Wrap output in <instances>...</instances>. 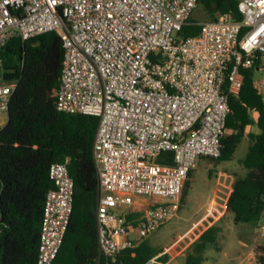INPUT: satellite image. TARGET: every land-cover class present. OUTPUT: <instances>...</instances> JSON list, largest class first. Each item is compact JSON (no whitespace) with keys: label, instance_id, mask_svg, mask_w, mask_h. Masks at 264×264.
<instances>
[{"label":"built area","instance_id":"2783aa9c","mask_svg":"<svg viewBox=\"0 0 264 264\" xmlns=\"http://www.w3.org/2000/svg\"><path fill=\"white\" fill-rule=\"evenodd\" d=\"M198 5L199 0H0V65L1 48L11 37L57 31L64 47L57 108L99 117L93 155L104 264H121L118 253L178 214L197 160L221 155L230 96L240 93L245 69L264 70V0H238L241 20L222 12L201 22L199 34L179 35ZM16 87V81L0 82V113L8 114ZM163 152L173 153V164L158 160ZM49 174L54 187L45 199L35 264L53 263L74 206L67 162L52 163ZM136 212L135 220L129 218ZM181 240L140 264H171Z\"/></svg>","mask_w":264,"mask_h":264},{"label":"trees","instance_id":"16d2710c","mask_svg":"<svg viewBox=\"0 0 264 264\" xmlns=\"http://www.w3.org/2000/svg\"><path fill=\"white\" fill-rule=\"evenodd\" d=\"M209 19L218 13L232 12L238 19V0H199ZM201 22L192 18L178 34L184 37L202 31ZM3 79L16 81L8 120L0 124V264H35L45 199L54 187L49 169L54 162H67L74 178V206L62 246L52 264H104L98 244V174L93 143L99 117L60 111L55 90L60 83L64 47L57 31L28 39L11 37L1 48ZM258 63V62H257ZM256 66L245 69L244 85L238 95L230 96L227 131L222 152L216 161L231 160L249 125L250 145L240 163L244 175H236L228 199L234 222L257 224L264 217V99L254 83ZM253 112L258 113L257 119ZM158 160L174 163L172 152ZM192 171L186 180L182 204L187 199ZM139 213L129 214L136 219ZM221 227L208 226L186 249L183 264H205L210 246L216 245ZM163 249L144 239L135 247L117 254L121 264H140ZM258 260L264 264V255Z\"/></svg>","mask_w":264,"mask_h":264},{"label":"rangeland","instance_id":"374dc122","mask_svg":"<svg viewBox=\"0 0 264 264\" xmlns=\"http://www.w3.org/2000/svg\"><path fill=\"white\" fill-rule=\"evenodd\" d=\"M192 18L199 22H205L209 19V16L204 6L199 4L192 12ZM259 79H264L263 69H260L255 73L254 80L256 82L257 89L264 99V84H258L257 80ZM1 81H3V67L0 65V82ZM7 120L8 114L5 112L0 113V124H5ZM258 129L259 127L257 124L248 126L246 134L243 136L231 160L219 162L210 157H201L197 160V165L193 170L190 190L183 209L148 237L150 244L156 248H162L170 242L182 237L180 247L178 248L179 254L174 257L171 264H183L186 249L195 240L196 234L199 233V230L195 229L194 233L185 236L187 228L194 226V224H190V221L196 218V212L201 211L211 199V192L214 186V180L211 177V174H215L217 171L222 170L236 173V175H242L246 169L240 163V160L244 158L247 153L250 141L249 132ZM152 199L156 200L158 198ZM152 199H147L146 203L151 202ZM226 219L228 220L226 221L228 223L234 222L229 221V218ZM226 222L224 221L223 223L225 230L223 231L220 239H218L217 244L210 246L207 250L205 264H242L243 261H253L255 257L259 262L258 256L264 255V235L262 232H257L254 229V237L256 239L249 240L247 238L242 241H238L236 238L242 235L237 233L235 238L232 237L231 234H227V231L229 232L230 230L231 232V226H229ZM240 224L246 223L241 222ZM200 228L202 229L203 227L200 226ZM242 243H247L249 244L248 246L252 243L256 245L254 253H252L250 247H244Z\"/></svg>","mask_w":264,"mask_h":264},{"label":"crops","instance_id":"0c3cea01","mask_svg":"<svg viewBox=\"0 0 264 264\" xmlns=\"http://www.w3.org/2000/svg\"><path fill=\"white\" fill-rule=\"evenodd\" d=\"M257 117H258V113L254 112V118L257 119ZM1 125H4V124L1 123ZM259 131L260 129L250 131V132L258 133ZM249 145H250V141H249ZM196 165H197V162L195 166L193 167V170L195 169ZM245 173L246 171L242 175H244ZM192 177H193V171H192L191 179ZM211 177L214 180V186L211 192L212 193L211 199L209 203L201 211L196 212V215H195L196 218L190 221L191 222L190 224H194V226L187 228L186 230L187 232L185 233V236H188L189 234L194 233L195 229H198L199 233L196 234V238H197L208 226L212 224H216L221 227V230L218 235V239H220L223 231L225 230V228L223 227V223L224 221L225 222L228 221L226 218H229L230 219L229 221H234V213L228 210L227 205H228L229 196L233 189V182L236 178V173L219 170L215 174H211ZM185 203L186 201L184 202V204ZM184 204H182L180 211L183 209ZM226 223L229 226H231V232L229 230V232L227 231V234H231L232 237H235V238L237 236L236 235L237 233H240L242 235L236 238L238 241L239 240L242 241L243 239H247V238L249 240L256 239L254 237V234H255L254 229L257 232L261 231L262 234L264 235V217L256 225H254L253 223H249V222H244L246 224H240L241 222L240 223L226 222ZM200 226L203 228L201 229ZM173 242H170L169 244L165 245L162 248L160 247H157V248H159V250L164 249L165 247L169 246ZM242 245L244 247H250V249L252 250V253H254L256 245H254L253 243L250 246H248L249 244L247 243H242ZM242 264H261V263H259L257 261V258L255 257L253 261H243Z\"/></svg>","mask_w":264,"mask_h":264}]
</instances>
